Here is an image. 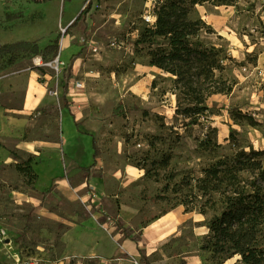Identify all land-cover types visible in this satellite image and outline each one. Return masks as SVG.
<instances>
[{"label":"rangeland","instance_id":"obj_1","mask_svg":"<svg viewBox=\"0 0 264 264\" xmlns=\"http://www.w3.org/2000/svg\"><path fill=\"white\" fill-rule=\"evenodd\" d=\"M155 3L93 0L86 20L65 34L87 0H0V45L25 39L35 40L43 48L61 34V51L51 61L28 53L6 54L0 64V95L6 104L21 106L26 77L16 82L14 77L34 70L40 83L50 81L48 87L59 90L54 95L57 112L66 107L82 116L80 129L95 138L98 157H93V137L79 131L65 114L62 135L66 155L46 148L42 155L45 162L56 165L65 157L71 167L76 162L91 165L96 161L83 175L105 176L110 192H100L96 183H88L85 192L90 211H99L103 214L100 219L121 230L119 223L138 236L151 264H215L211 253L201 248L213 211L185 212L183 205L175 206L182 193L164 187L180 183L186 174L199 175L204 167L240 148L264 147V0H237L235 5H216V0H210L197 4L192 12V17H202L215 28L216 33L206 35V40L233 57L224 74L236 83L231 94L209 98L208 104L215 105L195 124L175 117L177 99L170 92L169 74L150 66L148 47L135 44ZM7 11L22 13V17L7 20ZM73 55L75 60H71ZM37 66H43L53 78L49 80ZM76 81L82 83L77 90ZM66 82L69 92L64 96ZM5 89L8 91L2 94ZM120 102L123 110L116 113L114 108ZM227 106L241 107L261 124L234 121ZM59 115L53 112L35 117L25 138L59 139ZM16 143L12 138L0 139V221L7 229V238H0V264H145L141 254L65 258L61 240L65 224L61 220L69 221L84 212L85 206L55 192H34L30 176L17 168L12 157L10 150H18ZM18 152L22 157L29 154ZM40 171L42 186L48 167ZM170 175L174 177L169 181ZM117 194L125 197L123 220L119 210L123 198L114 197ZM168 212L167 218L162 217ZM223 264L240 263L235 256Z\"/></svg>","mask_w":264,"mask_h":264},{"label":"trees","instance_id":"obj_2","mask_svg":"<svg viewBox=\"0 0 264 264\" xmlns=\"http://www.w3.org/2000/svg\"><path fill=\"white\" fill-rule=\"evenodd\" d=\"M70 1V0H67ZM210 0H156L153 7V22L140 32L136 45L148 47L149 65L169 74L172 81L170 92L176 96L175 117L185 124H195L200 116L211 110L208 100L216 94L229 95L233 92L235 81L224 72L228 61L233 57L226 50L205 36L216 33L215 28L202 17H192L197 4ZM216 5H235L237 0H216ZM79 12L74 21L65 30L81 20H86L91 11L92 0ZM22 17V13L7 11V20ZM61 34L45 47H40L35 40H17L0 45V64L6 54L28 53L40 56L45 61L53 60L61 51ZM76 56V55H75ZM74 55L71 60H75ZM35 69L43 74V66ZM154 80L152 85L155 86ZM64 96L69 86L64 84ZM120 102L114 112L123 110ZM236 122L245 121L251 126H258L261 121L241 107H225ZM80 122L75 120L79 131L92 136L87 130L80 129ZM93 137V136H92ZM93 157H98V146L92 140ZM12 157L17 160V168L30 176L35 185L38 174L33 168L35 156L22 157L18 150L11 149ZM169 158L165 160L167 163ZM84 167L88 170L95 164ZM174 176L170 175V179ZM35 188V186H34ZM166 191L182 197L175 206L183 205L185 212L198 209L205 214H213L208 219L207 233L203 236L201 248L211 253L215 264H223L228 259L238 256L240 264H264V148H240L232 155H224L204 167L199 175L186 174L180 183ZM48 190L44 191L46 193ZM174 206V207H175ZM125 238L137 243L138 236H132L128 229L118 223ZM141 259L151 264L142 248Z\"/></svg>","mask_w":264,"mask_h":264},{"label":"crops","instance_id":"obj_3","mask_svg":"<svg viewBox=\"0 0 264 264\" xmlns=\"http://www.w3.org/2000/svg\"><path fill=\"white\" fill-rule=\"evenodd\" d=\"M93 1V0H92ZM74 16L70 17L73 18ZM69 18V19H70ZM61 57V55H60ZM65 63V62H64ZM26 77V88L24 90L23 103L21 106H10L2 101V95H0V139L12 138L17 141L16 148L18 150H25L35 156L33 162V168L38 174V178L35 182L34 192L37 194H44L43 192L48 190L51 193H58L60 196L70 202H80L85 206V209L89 212L76 213L70 217V220H61L65 224V228L62 232L61 240L64 242L63 256H79V257H97L100 259H110L113 256L128 254L133 257L140 256V248L144 249L145 245L140 239V242L125 238L121 230L112 223H108L107 220L100 219L103 216L102 213L91 212L90 205H87L88 194L85 192V187L88 183H96V187L100 192H110L109 186L106 184V177L102 176H88L83 175L85 172L84 167L89 164L74 163L71 167L67 165V159L61 157L55 164H47L43 158V151L46 148L59 149V152L66 155L64 152V138L62 121L65 114H69L68 118L81 122V115L77 113H70L66 107H63L57 112L56 98L49 93L50 88L48 84L50 81L40 83L38 80V73L31 70L27 75H18L14 77L13 81H19V79ZM47 78L52 79V75L45 73ZM15 89L14 86L11 88ZM8 90L1 91L2 94ZM59 91V90H58ZM59 93V92H58ZM223 95V94H216ZM59 113L58 123L61 129V136L57 140H44L39 138L28 139L25 138L26 131L33 126L34 118L43 113ZM92 138V136H91ZM93 140V139H92ZM264 148V147H261ZM62 150V151H61ZM62 154V155H63ZM12 158V157H10ZM99 162L96 166H98ZM48 167L46 173V182L42 186V174L41 168ZM83 167V169L81 168ZM50 168V170H49ZM45 174V173H44ZM73 181H76L73 183ZM48 192V191H47ZM114 192V191H113ZM103 194V193H102ZM120 195H114V197L120 198ZM25 196H29L26 193ZM31 197V196H30ZM96 197L99 199L98 195ZM123 200L120 203V216L123 218L125 212V197L122 195ZM40 202V199H36ZM95 200V198H92ZM112 202H110L111 205ZM46 207V206H45ZM47 209V207L45 208ZM169 212L162 217L167 218ZM121 219V218H120ZM161 219V217L159 218ZM75 221V222H72ZM207 233V232H206ZM204 233V234H206ZM150 256V252H147ZM190 264V263H188Z\"/></svg>","mask_w":264,"mask_h":264},{"label":"built area","instance_id":"obj_4","mask_svg":"<svg viewBox=\"0 0 264 264\" xmlns=\"http://www.w3.org/2000/svg\"><path fill=\"white\" fill-rule=\"evenodd\" d=\"M145 18L147 19L148 22H153V20L155 19L153 13H148V15L145 16ZM81 84L82 83L80 81H76L75 84H74L75 89L77 90L78 87L81 86ZM49 92L52 95H58V90H56V89H50ZM0 238H2V239H6L7 238V229L2 224L1 221H0ZM31 264H37V263H31Z\"/></svg>","mask_w":264,"mask_h":264}]
</instances>
